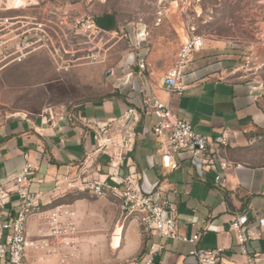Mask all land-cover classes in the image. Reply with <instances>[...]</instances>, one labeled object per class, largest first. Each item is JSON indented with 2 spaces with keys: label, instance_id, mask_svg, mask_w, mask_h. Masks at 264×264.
<instances>
[{
  "label": "crops",
  "instance_id": "1",
  "mask_svg": "<svg viewBox=\"0 0 264 264\" xmlns=\"http://www.w3.org/2000/svg\"><path fill=\"white\" fill-rule=\"evenodd\" d=\"M37 3L35 7L10 10L3 15L45 18L52 8L56 9L55 0ZM203 51L204 47L193 54L187 65L180 94L169 95L161 81L156 89L145 88L142 98L117 96L85 103L78 109L28 112L0 108V187L12 189L15 177L27 161L33 167L32 182L26 184L27 189L40 197L44 208L66 195H77L80 198L70 206L75 211L82 209L83 192H87L85 183L107 181L115 185L108 180L107 157L95 152L98 130L116 123L128 109H133L137 112L133 150L123 161L117 181L130 178L152 199L173 203L178 235L186 239L198 237L192 245L156 235L140 236L135 221L137 241H144L139 260L147 257L151 245L160 244L164 248L155 255L154 264H197L190 251L217 247L224 249L226 263L243 262L245 256L236 246L229 224L240 214H247L251 224L258 217L264 218V85L223 79L211 55ZM134 59L133 55L128 57L134 74L142 80L143 71L138 70L139 62L134 63ZM6 68L0 71L1 75ZM151 98L169 104L173 114L199 134L228 132L229 147L221 151L228 163L224 186L214 183L216 174L221 173L217 163L203 167L197 155L190 154L163 159L152 130L156 119L142 111ZM17 209V197L11 194L10 202L0 212V225ZM27 231L32 237L40 235L37 220L28 221ZM10 233V230L0 232V242ZM78 246V255L71 264H83V243L79 240ZM246 248L250 255L264 252V237L247 243ZM27 262L58 264V259L52 256L41 259L30 254ZM0 264L6 262L2 260Z\"/></svg>",
  "mask_w": 264,
  "mask_h": 264
},
{
  "label": "rangeland",
  "instance_id": "2",
  "mask_svg": "<svg viewBox=\"0 0 264 264\" xmlns=\"http://www.w3.org/2000/svg\"><path fill=\"white\" fill-rule=\"evenodd\" d=\"M55 1L56 62L45 49L7 67L0 74V108L40 112L78 109L117 96L142 98L145 88L160 87L180 45L193 36L203 38V52L211 55L223 79L264 85V0ZM105 15L114 17V30L95 25L94 19ZM69 36L72 51L63 58ZM131 55L144 65L142 80L134 74ZM69 60V69L59 70ZM77 198L66 195L45 209ZM76 214L83 264L140 259L144 241H137L136 220L126 217L118 196L95 199L83 192V208ZM115 236L121 241L117 250L111 247Z\"/></svg>",
  "mask_w": 264,
  "mask_h": 264
},
{
  "label": "built area",
  "instance_id": "3",
  "mask_svg": "<svg viewBox=\"0 0 264 264\" xmlns=\"http://www.w3.org/2000/svg\"><path fill=\"white\" fill-rule=\"evenodd\" d=\"M37 0H0V71L10 65L20 64L28 57L40 50H47L53 61L56 62V9L52 8L44 18L36 17H8L3 15L10 10L35 7ZM80 36V34H78ZM66 47L62 48L61 56L66 58L72 51L71 37H67ZM83 46V43H78ZM204 40L201 37H188L180 45L175 57L173 67L163 76L162 86L169 95L180 94L184 89L182 79L191 57L203 49ZM60 57V61H61ZM247 61L251 56L246 57ZM69 61L59 68L67 71ZM143 71L141 62L137 65ZM142 111L155 117L153 134L158 139L163 159L168 160L172 155L190 154L197 155L199 164L210 168L218 164L221 173L216 174L214 183L224 186L228 163L221 151L229 147V134L220 131L216 135H203L197 133L186 121L177 118L169 104L158 98H151L142 106ZM137 112L128 109L116 122L106 124L97 132L95 152L105 155L108 159V180L85 183V191L91 198L102 199L109 195L118 196L122 200V210L126 217L136 220L140 236L156 235L160 238L182 240L195 245L198 237L189 239L178 235L176 230V208L167 199L154 200L149 194L144 193L130 178L117 181L120 167L132 152ZM169 165V164H168ZM33 167L27 161L20 173L15 177L12 189L5 190L0 187V212L10 202L11 194L16 195L18 209L14 215L0 225V232L10 230L11 233L0 242V261L6 264H28L30 254L41 259L56 257L58 264H71L76 259L78 246V217L70 205L60 204L51 209H45L40 197L31 193L26 184L32 182ZM123 186L121 189L120 187ZM30 219L38 222L39 236L32 237L28 234L27 223ZM254 225V226H253ZM229 231L233 234L236 246L245 256L243 262L226 263L223 260L224 249L195 248L189 252L197 264H259L264 262V252L250 255L246 245L251 241H258L264 237V218L258 217L254 224L250 223L247 214L237 215L229 224ZM162 245H151L147 257L132 264H154V257L163 250Z\"/></svg>",
  "mask_w": 264,
  "mask_h": 264
},
{
  "label": "trees",
  "instance_id": "4",
  "mask_svg": "<svg viewBox=\"0 0 264 264\" xmlns=\"http://www.w3.org/2000/svg\"><path fill=\"white\" fill-rule=\"evenodd\" d=\"M95 25L105 31H112L115 29V20L111 15H105L94 19Z\"/></svg>",
  "mask_w": 264,
  "mask_h": 264
},
{
  "label": "bare ground",
  "instance_id": "5",
  "mask_svg": "<svg viewBox=\"0 0 264 264\" xmlns=\"http://www.w3.org/2000/svg\"><path fill=\"white\" fill-rule=\"evenodd\" d=\"M184 40H186V38ZM120 242H121L120 238L115 236L113 238V242H112V245H111L112 249H119L120 248Z\"/></svg>",
  "mask_w": 264,
  "mask_h": 264
}]
</instances>
